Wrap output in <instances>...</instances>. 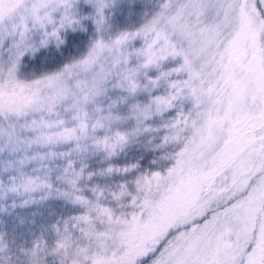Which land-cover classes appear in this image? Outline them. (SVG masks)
Here are the masks:
<instances>
[{
	"label": "snow or ice",
	"instance_id": "1",
	"mask_svg": "<svg viewBox=\"0 0 264 264\" xmlns=\"http://www.w3.org/2000/svg\"><path fill=\"white\" fill-rule=\"evenodd\" d=\"M0 264H264V0H0Z\"/></svg>",
	"mask_w": 264,
	"mask_h": 264
}]
</instances>
